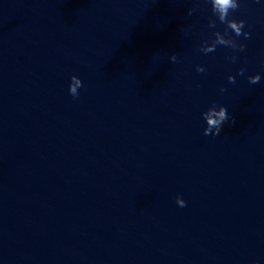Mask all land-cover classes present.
<instances>
[{
	"label": "clouds",
	"instance_id": "obj_1",
	"mask_svg": "<svg viewBox=\"0 0 264 264\" xmlns=\"http://www.w3.org/2000/svg\"><path fill=\"white\" fill-rule=\"evenodd\" d=\"M207 3L211 4V11L216 19L221 23L226 25L223 34L219 31L213 33L214 39L209 43L208 41H204L200 47V51L204 54L212 53L216 50L217 45L230 47L233 50L244 51L245 45L242 43H237L236 39L232 36H229L228 30H231L232 33L235 34V37L243 36L245 39H249L251 34L249 32L243 31L245 26L244 20H236L230 17V12L237 10L240 7L239 0H206ZM195 8L188 10V15L191 16L195 11ZM209 27H216V20L209 18ZM169 59L175 63L177 61L176 54H173L169 57ZM230 59L235 62L236 57L232 56ZM196 71L198 73L205 72V68L197 65ZM244 69L241 68L238 72V75H243ZM229 83H235V77L229 75L227 77ZM261 80V76L259 74L252 75L248 77V82L250 84H257ZM83 87L82 81L75 75L70 78L69 84V93L75 98L79 95L78 89ZM221 92L226 91V89L221 88ZM218 107V111H217ZM203 119L206 121V127L204 128V135H212L217 136L222 131L223 125L229 122L228 110L224 106H216L213 105L206 112L202 113ZM231 123H235L233 119ZM176 203L180 207H185L186 202L180 197L176 198Z\"/></svg>",
	"mask_w": 264,
	"mask_h": 264
}]
</instances>
